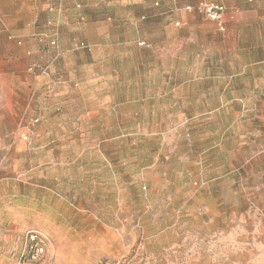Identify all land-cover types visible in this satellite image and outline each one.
Here are the masks:
<instances>
[{
  "label": "rangeland",
  "instance_id": "rangeland-1",
  "mask_svg": "<svg viewBox=\"0 0 264 264\" xmlns=\"http://www.w3.org/2000/svg\"><path fill=\"white\" fill-rule=\"evenodd\" d=\"M206 1L192 27L170 0H0V179L75 159L114 186L94 235L32 264H264V0H232L237 32ZM8 227L22 264L35 229Z\"/></svg>",
  "mask_w": 264,
  "mask_h": 264
},
{
  "label": "crops",
  "instance_id": "crops-1",
  "mask_svg": "<svg viewBox=\"0 0 264 264\" xmlns=\"http://www.w3.org/2000/svg\"><path fill=\"white\" fill-rule=\"evenodd\" d=\"M195 1L198 0H170V9L174 10L171 16L183 24L191 21L193 27L195 22H192V19L197 14L184 12L181 7ZM219 1L225 6L226 29L237 32V28L247 25V21L235 17L234 14L238 10L232 0ZM203 27L202 35L205 39L216 38L213 22L208 21L206 27ZM37 151H45L50 155L54 151L70 154L74 149L64 146L40 148ZM48 160L55 161L53 158ZM57 161L59 162H54L39 171L34 169L23 175L15 172L11 177L0 179V219L9 222V227L6 228L9 235L15 230L32 228L46 237L49 246L65 244L72 249L78 237L84 242L95 234L98 210L110 213L114 211V202L110 197L114 193L113 179L111 173L109 177L106 175L97 177V174L101 173L100 170H94L96 173H92L96 176L89 179L90 172L79 169L75 159ZM83 175L86 178L85 182L82 181ZM127 190L128 182L121 179L118 192L127 193ZM98 196L103 198L99 204L96 201ZM101 228L107 230L104 223H101Z\"/></svg>",
  "mask_w": 264,
  "mask_h": 264
},
{
  "label": "built area",
  "instance_id": "built-area-1",
  "mask_svg": "<svg viewBox=\"0 0 264 264\" xmlns=\"http://www.w3.org/2000/svg\"><path fill=\"white\" fill-rule=\"evenodd\" d=\"M191 5H186L185 9L191 10ZM198 9L204 11V13L211 19L217 21L219 29H223L222 24L225 13V6L221 2H200L197 5ZM142 43V42H141ZM46 237L37 230H27L25 233L23 249L19 257V261L22 264H32L39 262L46 252Z\"/></svg>",
  "mask_w": 264,
  "mask_h": 264
}]
</instances>
